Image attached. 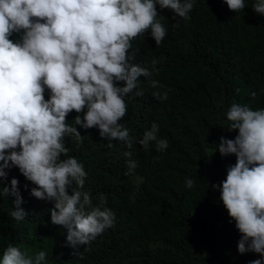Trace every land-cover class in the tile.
<instances>
[{
    "label": "trees",
    "instance_id": "16d2710c",
    "mask_svg": "<svg viewBox=\"0 0 264 264\" xmlns=\"http://www.w3.org/2000/svg\"><path fill=\"white\" fill-rule=\"evenodd\" d=\"M254 3L245 0L244 10L234 12L225 0H195L188 21L157 5V19L167 28L163 42L157 46L150 32L133 41L139 49L134 63L151 68L158 60L151 79L161 86L154 89L145 78L139 82L144 95L129 94L121 123L130 129L133 149L120 140L109 148L98 128L77 125L82 143L65 138L68 155L87 172L84 190L94 204L101 193L107 197L114 225L73 248L67 229L51 222L54 202L32 196L31 182L13 168L8 182L18 179L27 215L17 222L9 215L12 199L0 197V257L11 243L32 254L46 251L45 264H248L260 258L238 252L240 233L212 188L236 162L234 154L222 157L217 150L221 136L238 134L228 129L231 104L264 108V16L254 12ZM156 91L167 92V99L154 97ZM75 115L73 110L66 117L69 124ZM153 121L158 138L168 141L163 152L154 142L148 150L138 143ZM129 159L138 164L132 175ZM188 177L192 188L186 187Z\"/></svg>",
    "mask_w": 264,
    "mask_h": 264
},
{
    "label": "clouds",
    "instance_id": "9594fccd",
    "mask_svg": "<svg viewBox=\"0 0 264 264\" xmlns=\"http://www.w3.org/2000/svg\"><path fill=\"white\" fill-rule=\"evenodd\" d=\"M225 3L234 12L245 8V0ZM157 5L170 9L173 19L188 21L195 0H0V197L12 199L9 215L17 222L27 213L18 179L8 182L13 168L31 182L32 196L54 202L51 222L67 229L73 248L90 244L114 225L107 197L101 193L94 204L84 190L87 172L68 155L65 138L82 143L77 125L98 128L109 148L120 140L133 149L130 129L121 123L129 94L143 96L139 82L145 78L152 88L161 87L151 79L158 74V60L151 68L134 63L139 49H133V41L150 32L157 46L163 42L167 28L157 19ZM252 8L264 16V0H255ZM153 96L166 100L167 92ZM73 110L74 124H69L66 117ZM227 119L228 129L238 134L221 136L217 150L222 157L234 154L236 162L212 188L240 233L238 252L257 253L260 258L248 264H264V108L233 103ZM158 132L153 121L138 143L148 150L154 142L156 151H165L168 141ZM127 165L132 175L137 162L129 159ZM185 183L192 188L195 181L188 177ZM46 258L44 250L32 254L10 243L0 264H45Z\"/></svg>",
    "mask_w": 264,
    "mask_h": 264
},
{
    "label": "rangeland",
    "instance_id": "374dc122",
    "mask_svg": "<svg viewBox=\"0 0 264 264\" xmlns=\"http://www.w3.org/2000/svg\"><path fill=\"white\" fill-rule=\"evenodd\" d=\"M220 165H222L220 162H219ZM205 251V250H204Z\"/></svg>",
    "mask_w": 264,
    "mask_h": 264
}]
</instances>
